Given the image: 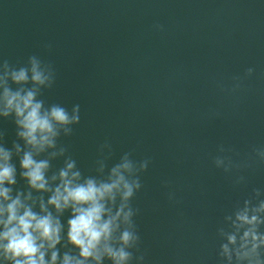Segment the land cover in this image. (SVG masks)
<instances>
[{
  "label": "water",
  "instance_id": "95a60500",
  "mask_svg": "<svg viewBox=\"0 0 264 264\" xmlns=\"http://www.w3.org/2000/svg\"><path fill=\"white\" fill-rule=\"evenodd\" d=\"M33 54L56 71L42 98L80 105L62 142L85 174L105 140L110 165L150 158L133 201L144 264H218L224 216L264 189V0H0V60ZM0 132L10 147L11 119ZM218 155L250 166L225 173Z\"/></svg>",
  "mask_w": 264,
  "mask_h": 264
},
{
  "label": "clouds",
  "instance_id": "9594fccd",
  "mask_svg": "<svg viewBox=\"0 0 264 264\" xmlns=\"http://www.w3.org/2000/svg\"><path fill=\"white\" fill-rule=\"evenodd\" d=\"M253 73L250 67L234 77L233 91ZM55 83L53 65L38 55L17 64L0 60V119L15 126L10 147L0 132V264H144L133 201L150 158L127 151L110 165L115 153L105 140L85 174L62 142L80 124V105L69 109L42 98ZM252 151L264 163V145ZM213 163L225 173L250 166L227 155ZM243 182V176L235 181ZM217 237L218 264H264V189L234 205Z\"/></svg>",
  "mask_w": 264,
  "mask_h": 264
}]
</instances>
